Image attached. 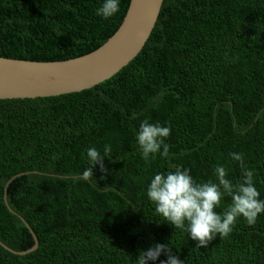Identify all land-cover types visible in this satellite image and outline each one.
<instances>
[{"label": "trees", "instance_id": "trees-1", "mask_svg": "<svg viewBox=\"0 0 264 264\" xmlns=\"http://www.w3.org/2000/svg\"><path fill=\"white\" fill-rule=\"evenodd\" d=\"M103 2L0 0V57L62 61L96 50L130 0L108 19L96 14ZM144 119L171 127L167 158L143 159ZM105 145L107 173L97 166L84 179L87 150ZM232 152L244 154L264 199V0H164L141 52L111 78L59 96L0 99V264H137L157 243L184 264H264V213L200 248L147 197L154 175L176 166L203 183L222 165L238 182ZM32 231L35 250L3 246L31 249Z\"/></svg>", "mask_w": 264, "mask_h": 264}, {"label": "clouds", "instance_id": "clouds-1", "mask_svg": "<svg viewBox=\"0 0 264 264\" xmlns=\"http://www.w3.org/2000/svg\"><path fill=\"white\" fill-rule=\"evenodd\" d=\"M119 11L120 0H104L96 14L108 19ZM170 134V126L144 119L136 133L143 159H154L157 154L167 158L170 145L165 139ZM111 151L110 145H105L103 153L95 147L89 148L90 166L84 170L83 178L87 180L93 176L97 166L101 172L107 173L104 161ZM229 155L239 162L242 178L238 182L228 178V170L222 165L214 169L215 180L203 183L192 177L191 169L176 166L174 171L155 174L147 189V197L155 205V211L175 228L185 229L200 248L208 247L218 236H229L241 217L249 226H254L258 216L264 213V199L260 198L261 193L255 185L254 170L246 166L243 153L232 152ZM225 200H230L228 206L217 211ZM162 254L167 259L160 264H184L169 245L160 243L141 251L137 264L155 262Z\"/></svg>", "mask_w": 264, "mask_h": 264}, {"label": "water", "instance_id": "water-1", "mask_svg": "<svg viewBox=\"0 0 264 264\" xmlns=\"http://www.w3.org/2000/svg\"><path fill=\"white\" fill-rule=\"evenodd\" d=\"M164 0H130L117 31L99 48L62 61H30L0 57V99L51 97L85 89L111 78L143 49L158 20ZM6 198V196H5ZM23 252L3 246L13 253ZM1 243V242H0Z\"/></svg>", "mask_w": 264, "mask_h": 264}]
</instances>
